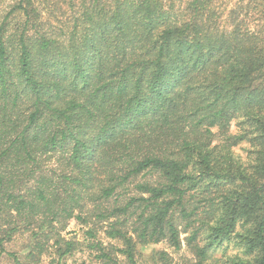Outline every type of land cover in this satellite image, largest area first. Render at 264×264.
Segmentation results:
<instances>
[{"label": "trees", "instance_id": "1", "mask_svg": "<svg viewBox=\"0 0 264 264\" xmlns=\"http://www.w3.org/2000/svg\"><path fill=\"white\" fill-rule=\"evenodd\" d=\"M0 6V262L63 264L77 220L103 264H264V0Z\"/></svg>", "mask_w": 264, "mask_h": 264}, {"label": "rangeland", "instance_id": "2", "mask_svg": "<svg viewBox=\"0 0 264 264\" xmlns=\"http://www.w3.org/2000/svg\"><path fill=\"white\" fill-rule=\"evenodd\" d=\"M6 2L12 0H5ZM233 2L228 6L231 7ZM1 7V6H0ZM237 125L233 123L231 126L232 131H236ZM219 140V139H217ZM250 144L248 142L241 143L236 146L235 152L239 154L242 158L248 156V151ZM89 226L80 224L77 220L70 221L67 230L63 233L67 239H74L77 241L78 249L63 261V264H103L98 258H96V252L92 251L87 247L88 239L86 238L85 231ZM103 233V231H99ZM103 237V234H100ZM209 232L204 231L201 233L199 238V243L204 246L208 241ZM188 233H182V246L179 249L171 246L167 241H162L156 244H148L139 246V251L141 252L139 256L140 264H157V260L153 259V255L156 252L165 251L169 254L170 263L169 264H195L198 260L197 253L189 246L187 237ZM107 242L108 239H105ZM26 244V237H19L16 243H11L7 245L9 250H18L20 253L25 252L24 247ZM22 250V251H21ZM42 256L39 264H56L57 256L56 253L51 252ZM242 251L234 242H224L222 245H214L209 249V256L206 257L205 264H229L230 259L234 258L236 255H241ZM159 263L162 264L161 261ZM0 264H10L7 261L0 262Z\"/></svg>", "mask_w": 264, "mask_h": 264}]
</instances>
